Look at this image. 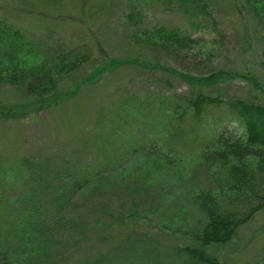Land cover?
Segmentation results:
<instances>
[{
    "label": "trees",
    "instance_id": "16d2710c",
    "mask_svg": "<svg viewBox=\"0 0 264 264\" xmlns=\"http://www.w3.org/2000/svg\"><path fill=\"white\" fill-rule=\"evenodd\" d=\"M191 1L216 27L207 3ZM242 2L262 31L264 63V0ZM129 38L173 56L202 55L204 63L212 55L206 40L177 26H142ZM101 52L99 58L92 47L70 43L64 36L40 46L0 12V82L21 87L33 107L59 99L60 80L68 74H80L77 83L82 85L121 61L142 65L149 73L156 68L172 71L185 85L179 92L168 87L125 92L119 100L123 126L99 139L98 145L86 141L84 148L61 159L37 155L0 166V264H113V259L115 264H131L137 257L145 259L144 240L130 227L146 217L148 203L166 204L159 199V178L164 183L178 181L200 213L193 233L197 245L180 249L196 264H219L204 247L229 241L235 229L264 206V102L224 93L230 76L239 75L252 87L258 86L256 79L250 72L217 66L191 72L156 60H104ZM164 82L169 85L168 78ZM70 89L68 95L75 90ZM223 106L239 130L225 129L218 115ZM96 117L94 136L109 114L103 111ZM110 147L115 154L106 150ZM129 160L142 171L130 166L119 170ZM96 181L105 183L101 190L95 188ZM120 186L128 195L122 207L112 198ZM94 197V205L84 202ZM119 224L124 227L117 231Z\"/></svg>",
    "mask_w": 264,
    "mask_h": 264
},
{
    "label": "rangeland",
    "instance_id": "374dc122",
    "mask_svg": "<svg viewBox=\"0 0 264 264\" xmlns=\"http://www.w3.org/2000/svg\"><path fill=\"white\" fill-rule=\"evenodd\" d=\"M204 1L217 22L216 27L205 14L195 11L196 6L191 0H0V12L14 19L16 25L35 38L40 46L52 45L58 36H64L70 43L92 47L99 58L103 57V51L104 60H156L172 69L191 72L215 66L250 72L257 87L235 75L226 79L224 93L264 102L263 37L259 25L243 7L242 0ZM190 12L194 13L188 15ZM152 24L177 26L191 36L206 40L212 51L209 62L204 63L202 55L173 56L130 40L131 31ZM122 62L82 85L77 83L80 74H68L60 80L63 92L59 99L34 107L28 104L29 97L21 87L0 82V166L37 155L61 159L72 150L84 148L86 141L96 145L99 139L110 136L116 127L123 126L125 116L119 100L125 92L145 93L151 87L158 91L167 87L175 92L184 89V83L172 71L156 68L149 73L142 65ZM164 78H168L169 85L165 84ZM70 88L75 90L68 95ZM103 111L109 114V120L98 128V138L94 136V127L98 126L96 116ZM218 111L225 129L239 130L237 120L224 106ZM113 149L106 148L110 155L115 154ZM128 166L142 171L132 166L130 160L119 165V170ZM109 169L115 171L113 166ZM163 181L157 179V187L161 194L159 199L166 204L148 203L150 210L146 217L132 222L130 227L144 240L142 246L146 249L143 250H148L145 259L138 261L137 257L131 264H181L182 261L196 264L194 258L180 247L197 245L193 233L197 230L200 213L191 203L190 196L182 193L178 181L175 184ZM94 183L100 190L105 184L103 181ZM121 190L124 188L120 186L112 192L118 207L128 199ZM97 201L94 197L84 202L94 205ZM121 227L124 224H119L117 231ZM125 228L126 232L128 227ZM140 234L147 236L146 239ZM204 251L219 264H264V206L239 225L229 241L210 244ZM112 263L115 264V259Z\"/></svg>",
    "mask_w": 264,
    "mask_h": 264
}]
</instances>
